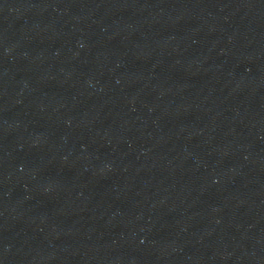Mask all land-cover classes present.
I'll use <instances>...</instances> for the list:
<instances>
[{
    "label": "water",
    "instance_id": "95a60500",
    "mask_svg": "<svg viewBox=\"0 0 264 264\" xmlns=\"http://www.w3.org/2000/svg\"><path fill=\"white\" fill-rule=\"evenodd\" d=\"M86 0H0V46L65 14Z\"/></svg>",
    "mask_w": 264,
    "mask_h": 264
}]
</instances>
